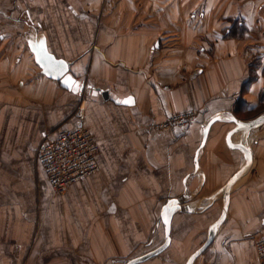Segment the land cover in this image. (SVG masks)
Listing matches in <instances>:
<instances>
[{
  "label": "crops",
  "instance_id": "obj_1",
  "mask_svg": "<svg viewBox=\"0 0 264 264\" xmlns=\"http://www.w3.org/2000/svg\"><path fill=\"white\" fill-rule=\"evenodd\" d=\"M133 5L147 9L136 34L67 35L64 48L28 12L27 21L9 16L34 32L13 35L14 59L0 63V264H110L127 252L131 259L163 242L162 207L186 194L192 210L173 215L162 252L168 255L138 263L185 264L220 215L217 192L245 163L242 151L226 143L230 117L247 121L264 111L254 114L264 91V0ZM161 26L165 35H158ZM42 46L90 88L73 93L44 74L33 54ZM96 89L106 90V99L93 95ZM127 99L132 103H122ZM243 106L252 116L241 117ZM188 110L196 117L185 127L154 128ZM79 125L97 142L98 171L55 195L36 150L46 134ZM240 139L245 143L240 133L231 136ZM249 143L251 168L231 186L226 217L193 264H258L264 126L249 132ZM160 229L163 240L155 244L151 235ZM35 230L39 239L31 244Z\"/></svg>",
  "mask_w": 264,
  "mask_h": 264
},
{
  "label": "rangeland",
  "instance_id": "obj_2",
  "mask_svg": "<svg viewBox=\"0 0 264 264\" xmlns=\"http://www.w3.org/2000/svg\"><path fill=\"white\" fill-rule=\"evenodd\" d=\"M43 2L46 8L41 6ZM20 4L21 8H19ZM12 12L19 14L20 16L17 17L26 21L28 20L26 12H28L32 20L41 21L42 25L44 23L45 32L50 35L53 44L64 48L68 40L64 42L62 37L67 38V35L136 34L137 30L144 26L142 20L147 9L135 7L133 0H0V35H4V38L0 39V63L6 60L10 64L14 59L16 52H11L15 46L13 35H24L25 31L34 32L31 27L26 29L22 23L10 22L8 18ZM158 29V35L164 32L163 26ZM17 31L18 34L15 33ZM82 41L84 42V39ZM8 49L11 54L7 52ZM240 109L244 113L241 117L248 118L253 114V112L248 114L245 106ZM262 109L264 110V103L256 108L254 114ZM151 236L155 244L162 242L163 230L160 229L157 235ZM38 239L39 233L35 230L30 243ZM147 248L142 247L137 254ZM129 254L130 252H127L124 256H117L118 259H111L110 264H123L125 260L135 256ZM162 254L168 255L167 252Z\"/></svg>",
  "mask_w": 264,
  "mask_h": 264
},
{
  "label": "built area",
  "instance_id": "obj_3",
  "mask_svg": "<svg viewBox=\"0 0 264 264\" xmlns=\"http://www.w3.org/2000/svg\"><path fill=\"white\" fill-rule=\"evenodd\" d=\"M195 117L191 110L174 113L156 123L154 128L185 127L194 122ZM98 152L90 129L79 125L58 130L54 137L46 134L35 156L53 194L63 195L70 185L81 183L98 171ZM253 248L258 264H264V235L254 238Z\"/></svg>",
  "mask_w": 264,
  "mask_h": 264
},
{
  "label": "water",
  "instance_id": "obj_4",
  "mask_svg": "<svg viewBox=\"0 0 264 264\" xmlns=\"http://www.w3.org/2000/svg\"><path fill=\"white\" fill-rule=\"evenodd\" d=\"M34 54V60L38 65L41 67L42 72L46 74L49 77H52L59 81V84L62 88L72 91L73 93H80L85 88H90L89 85H84L83 83H79L75 80V78L69 73L68 65L65 61L62 59H55L53 56L48 55L42 46L41 48L36 47V49L33 51ZM62 65V67H61ZM70 79L71 81V87L66 83ZM78 86V87H77ZM100 93L101 96L106 99L107 97V91L106 90H100L96 89L93 91V95L96 93ZM217 116L211 118L206 125L203 128V139L202 143H204L205 138L207 136L208 129L210 125L217 120ZM230 121L234 124V127L228 131L226 134V143L227 145L239 149L244 154L245 163L244 165L235 172L231 178L227 181V183L224 185V187L217 193L221 194L222 197V209L221 213L218 216V218L209 225L207 237L205 241L202 243V245L196 249L191 255L188 256L185 264H193L194 260L209 246V244L212 242L215 230L217 227L224 221L226 217V211L228 206V195L229 190L233 183L237 181L240 177L245 175L251 168L252 165V155L249 147V132L252 129L258 128L262 125H264V112L247 121H239L235 118L230 117ZM243 125V127H241ZM235 133H240L241 138L243 140L245 139V143H243L240 139L237 143H233L231 141V136ZM197 167V165H196ZM188 199V195L184 194L178 198H171L166 201V203L162 207V213H161V220L164 225V240L163 242L141 254L136 257H133L129 260H127L124 264H138L144 261H147L148 259L157 256L161 254L169 245L170 243V230H171V221L172 217L176 212H182V211H191L192 207L188 204H186V200Z\"/></svg>",
  "mask_w": 264,
  "mask_h": 264
},
{
  "label": "snow or ice",
  "instance_id": "obj_5",
  "mask_svg": "<svg viewBox=\"0 0 264 264\" xmlns=\"http://www.w3.org/2000/svg\"><path fill=\"white\" fill-rule=\"evenodd\" d=\"M0 39H2V38H0ZM61 67H62V65H61ZM66 83L69 85V87L72 86V85H71V81H70V79H69L68 81H66ZM77 87H78V86H77ZM122 103H125V104H131L132 101H131V99H127V100L122 101ZM241 127H243V125H241Z\"/></svg>",
  "mask_w": 264,
  "mask_h": 264
},
{
  "label": "trees",
  "instance_id": "obj_6",
  "mask_svg": "<svg viewBox=\"0 0 264 264\" xmlns=\"http://www.w3.org/2000/svg\"><path fill=\"white\" fill-rule=\"evenodd\" d=\"M263 100H264V91L261 92L260 95H259V102H260L259 104H260V105H262V103H264Z\"/></svg>",
  "mask_w": 264,
  "mask_h": 264
},
{
  "label": "bare ground",
  "instance_id": "obj_7",
  "mask_svg": "<svg viewBox=\"0 0 264 264\" xmlns=\"http://www.w3.org/2000/svg\"><path fill=\"white\" fill-rule=\"evenodd\" d=\"M243 139V138H242ZM245 140V139H244Z\"/></svg>",
  "mask_w": 264,
  "mask_h": 264
}]
</instances>
